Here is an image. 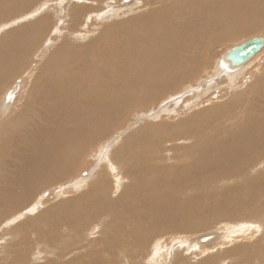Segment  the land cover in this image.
I'll return each mask as SVG.
<instances>
[{"label":"bare ground","instance_id":"obj_1","mask_svg":"<svg viewBox=\"0 0 264 264\" xmlns=\"http://www.w3.org/2000/svg\"><path fill=\"white\" fill-rule=\"evenodd\" d=\"M21 1L23 5H20L19 11L26 8L29 12L18 19L32 17L35 21L20 25V28L12 29L8 35L0 38L1 69L3 66H9L10 70L16 66H26L23 54L20 56L24 46V40L20 38L31 33L39 36L45 34L48 28L44 29L43 22L49 18H56L53 24L55 32L63 31L65 35L63 44L61 42L37 68L26 94L19 102L16 100L12 103H19L17 111L1 118L12 104H7L4 99L0 101V190H5L0 196V209L15 213L6 222L8 225L5 229L4 222L0 223V236L23 232L17 238L11 237L5 244H0V253L6 250L5 264H27L29 256L44 252L37 250L26 238L24 230L29 226L34 227L30 229V234H34L30 238L36 239L33 243L49 247L55 255L52 258L58 260H47L44 264H113L116 255L119 262L125 260L129 264H145L152 261L159 264L158 261L163 263L165 256H170L169 251L166 254L163 252L166 243L172 240L177 242L179 248L171 252L170 264H190L191 255L221 244V236L231 241L240 231L244 236L261 233L264 229V200L260 199L264 198V62L252 68L254 70L247 69L251 68L249 62L261 53L264 46L243 63L233 64L226 58L230 49L246 39L224 50L219 56V65L216 62L218 66L215 71L223 72L225 81L243 72L252 73L255 78L250 85L239 92H230V96L221 102L188 114L173 124L164 120L140 125L130 136L126 135L125 140L122 139V143L113 149V154L109 153V159L118 166L115 169L126 182L114 200V196H111L115 190L114 182L107 176L106 170L100 168L96 175L85 180L83 192L78 195L55 204L49 202L43 210L34 214L32 211L37 209L40 199L28 208L23 207V210H19V207L29 198L33 199V194L42 184L47 186L53 179L60 180L72 173L79 165L78 158L90 138L99 141L107 128H115L112 126L114 123H103L107 115L119 114L125 109L144 114L154 112L153 106L159 113L165 109L167 99L164 98H179L187 93L191 83L184 87L185 83L195 78L202 66L208 68L214 61L211 59L213 47L232 41L231 38L235 36L257 32L264 24V0H133L134 5L146 7L141 14L118 23L102 24L97 32L99 35L76 48L74 45L77 42L67 46L64 37L73 35L80 39V36H84L85 23L90 14L95 13L100 20L112 15L117 8H124L114 6V0L108 4L101 2L105 8L113 6L112 10L101 14L98 12L99 0H72L70 4H64L68 0H63V3L53 0L51 13L48 8V12L38 17L34 16L38 8L33 5L27 9L25 0H0V17L4 20L6 15L14 14L10 10L11 5L15 8L14 3L21 4ZM121 1L131 8V1ZM48 2L43 0L45 10ZM258 19L263 20L260 26L255 24ZM56 20H59V26ZM112 26L114 31L109 32ZM108 33H114V39L108 41ZM35 37L38 39V36ZM90 51L94 55L101 54L103 58L97 60L94 66L85 55ZM13 56H16V62H13ZM113 73L116 78L111 77ZM5 81L6 77L2 76L0 70V83ZM18 85L19 80L8 90L14 89V92L9 95L7 91L9 98L14 97ZM204 91L200 87L190 99L198 100L205 96ZM66 111L68 118L64 114ZM115 117L119 119L121 115ZM110 118L112 121L113 117ZM79 134L85 138H79ZM189 137H193V141L188 146L174 143V140L182 143ZM134 141L135 144L146 141L148 147L151 145L156 149L128 153L127 148ZM250 148L252 153L249 152ZM13 151L16 152L13 154ZM246 151L247 155L251 153V157L254 154L257 156L252 157L254 160L245 155L241 158ZM197 173L204 174L202 181L199 178L202 176L194 177ZM17 181L22 182L18 188L21 192L8 194L11 192L10 186ZM78 184L75 181L74 185H69L77 188ZM237 192L244 195L236 197ZM247 197L251 204L255 200L258 204H253L250 211L242 213V217L246 218L236 219V225L245 223L239 232L228 236L229 231L223 235L212 229L215 222L228 217L225 213L216 214L215 208L224 206L230 210L235 206V200L241 207H237L238 212L244 211L243 204L248 203L245 200ZM198 201L202 203L197 206ZM152 210L158 212L159 217L151 214ZM100 217L107 220L102 225L98 224ZM90 219L97 222L95 229L99 230V234L83 239L89 235L85 236L84 232L93 225ZM198 221L201 225L207 221L208 227L196 231L194 227ZM156 224L160 226L156 228ZM260 225L262 229H259ZM245 230L249 232H243ZM180 234L186 235L180 237ZM166 238V243H162V239ZM258 238H264L263 234ZM19 240L13 250L11 246ZM260 244L261 241L259 247L257 242L239 245L236 248H239L242 256L230 264H264V247ZM217 247L220 249L221 245ZM79 249V254L72 252ZM235 249L227 251L228 255L234 256ZM224 256L227 257V254L224 253ZM38 257L34 259L38 260ZM198 264H217V259L213 255L207 256Z\"/></svg>","mask_w":264,"mask_h":264},{"label":"rangeland","instance_id":"obj_2","mask_svg":"<svg viewBox=\"0 0 264 264\" xmlns=\"http://www.w3.org/2000/svg\"><path fill=\"white\" fill-rule=\"evenodd\" d=\"M54 1L53 0H49V2H48L49 4L48 5L49 6L52 5L54 3ZM58 1H60V2L62 1V3L64 2L63 0H58ZM120 1L121 0H114V4L113 5L114 6L115 5H118V7L121 6L124 9L123 10H120L118 8H117V10L114 9L116 11L112 15H108L106 17L107 19L104 18V19H100L99 20L98 17H96L95 13H92L90 15L88 14L89 17H88V20L85 23V28H86V30H89L90 33H87V31L84 29L85 30L84 36H82V37L80 36V39H79V37L77 39V37H74L73 35H69L68 37H64L65 43L66 42L68 43V44L66 43L67 46L69 44L71 45V43H76L77 42L76 45H74V47L76 48L79 45H82L84 43H87V42L89 43L93 39V36L95 37L96 35H99V33H97V32H98L99 29H101V27L104 24L105 25L111 24L112 22H115V21H117L116 23H118L120 20H123V19L129 20V19L134 18V17L138 16L139 14H141V12H143L144 9L146 8L143 5H136V4L134 5V1L133 0H129V1H131L132 5H133V7L131 5V8L130 7H127L126 5H123L122 4V1L121 2ZM139 1H141V0H139ZM35 2H37V1H34L32 3H30L29 0H27V1L25 0L24 1V4H26L28 6L27 9H29V7H31L33 5H35L34 8H38L37 9V12L35 13L34 16H38L39 17L40 15H42V13H44L45 11L48 12L49 10H50L49 13H51V9H53V6H52V8H51V6L50 7L48 6L47 9L45 10V8L43 6V0L40 1V2H37V3H35ZM71 2H72V0H68L67 3H64V4H70ZM101 2H103L104 4H108V3L112 2V0H109V1L108 0H99L100 5L98 6L99 8L98 7L97 8H98V12L100 11L101 14H105L108 11V9H111V10L113 9L112 8L113 6H107L105 8V5L102 6L101 5ZM19 3H16V5L14 3L15 8L12 7L13 4L10 7V10H12L14 12V14H12V15H6L5 18L3 16L4 20L0 17V19H1L0 20V28L3 29V30L0 29V38L2 36L4 37V36L8 35L9 32H11V31H13V30H15L17 28H20L22 25H28L27 22L29 24H32V22L35 21V19L33 20L32 17H31L32 19L30 17L29 18L28 17H25L23 19H18V18H22L24 15L28 14L26 12H29V10H26V8H23V10L19 11L21 9L20 7L23 5V1H21V4H19ZM28 3H30L31 5L29 6ZM139 3L141 4V2H139ZM11 8H13V9H11ZM48 8H49V10H48ZM40 9H41V11H40ZM206 10L208 11V8ZM209 10H212V9L210 8ZM36 14H38V15H36ZM26 18H28V19H26ZM55 19L56 18L53 17L51 20L49 18L50 21L47 19L49 21V23H47L48 21H44L43 22V26L45 25L44 26V29L48 28V30L46 29L44 31L45 34H43L42 36H39L36 33H34V34L31 33L29 35L26 34L25 36H23V37L20 38L22 41L24 40V42L22 44L24 46H22V50L20 51L21 52L20 56L23 54L22 55V58L25 61L26 66H24L23 68H20V67L18 68L16 66L15 68H12V70H10L11 68L9 66H6V67L3 66L2 69L0 67L2 76L4 78L6 77V81L4 83H2V84L0 83V101L1 102H3L2 101L3 99H4V101L7 104L8 103L9 104H12L13 102H16V100H17V102H19L20 99L22 98V96L24 94H26V92L29 90L30 84H31V79H33V76L36 74L35 72L37 71V68H39V66L41 64H43L45 57H47L49 54L53 53L54 50H55V48L58 45H60L61 42L63 44L62 39H63V36L65 35V33L63 31L61 33L60 32H55V27L53 26V24L55 22ZM20 20H22V21H20ZM11 21H14V22H11ZM30 21H32V22H30ZM56 21H57L56 24L59 26L60 25V23H58L59 20H56ZM51 22H52V24H51ZM261 22H263V20L262 19H258L255 24H257V25L260 26V25H262V24H259ZM2 24H3V26H2ZM50 24H51L52 27L50 26ZM61 27H62V23H61ZM52 28H54V29H52ZM58 28H60V27H58ZM111 31L112 32L114 31V27L113 26L109 30V32H111ZM46 32H47V34H46ZM101 33H102V31H101ZM212 33H215V32H212ZM34 35L35 36H38V39ZM113 36H114V33H108L107 40L109 41V39L111 40V38L114 39ZM251 36H263L264 37V24L262 26H260V28L257 30V32H253V33L247 34V35H238V36H235V37L231 38L232 41H229V42L224 43V44H219L218 46H215L216 48L213 47V52H214L215 55L213 54V57L211 58V59L214 60L212 62V64H211V66L208 67V68L207 67L205 68V67L202 66V68L197 72L198 75H196L195 78L188 80V82L185 83V85L183 84L184 87H186V86H189L190 83H191V85L189 86V88H187V93H184L179 98H177L176 96L170 97V98H164V100L167 99L166 100L167 103L166 104L164 103L165 104L164 105L165 106L164 111L162 110V112L159 111V113H158L157 110H156V106H153V107H155L154 108V112H151V111L144 112V110H142L144 112V114H142L141 112H140L141 113L140 114L136 110H130L128 112L127 109H125L123 112L122 111L121 112L119 111V114H118V112H116L115 115H111V116H108L107 115L106 118H105L106 121L105 122L103 121V123L105 125L106 124H110L111 125V123H114V124H112V126H114L115 128H111L109 130L107 128V132H106V130L104 131V136L102 138H99V141H97V140L93 141V138H90L91 141L89 140L84 145L86 147V149L81 152V154H80V156L78 158L79 165L77 164L75 166V168L72 170V173L69 176H67L66 178H63V179H60V180L59 179H53L54 181H52V183L51 182L48 183L47 186L45 184H42L41 185V188H39L33 194V199L32 198H29L22 206L19 207V210L20 209L23 210L22 209L23 207L24 208H28L31 204L37 203V202H39L41 200L39 202V205H38L37 209H34L32 211V213L34 214L36 212H39V211L43 210L44 209L43 207L45 205L50 204L49 202L55 204L54 202H60V200L61 201L66 200V199H68V197L70 198L72 195L75 196L76 194L77 195L80 194L81 192H83L84 184L86 182L85 180H89L90 177H91V175H94V174L96 175V173L98 172V169H100V168L105 169L106 172H107L106 173L107 176L110 177L111 178V181L114 182L113 183V188L115 190H114V192L111 195V196H114L113 197V200H114L117 197L118 192H120L122 186L126 182H125V179L121 176V174L115 169V167H118V166H116L112 162V160L109 159V156H110L109 153L113 154L112 153L113 149L116 146H119L122 143V141L125 140L124 138H127L128 136H130L132 134V132H134V130L137 127H139L140 125H143V124H146V123H148V124H154L155 123L156 124V123H159L160 121H164V120H165V122L167 121V122H170L171 124H173L174 121H177L180 118H184V117L186 118L187 116L191 115L192 113L196 112L197 110L199 111V110L205 109L207 107H210L211 105L218 103V101L221 102V100H223L224 98L230 96V92L231 93L239 92V91L243 90L244 88H246L248 86V84L250 85V83H252V81H253V78H255V75H253L252 73L251 74H248V72H243L240 75L234 76L233 77L234 79L233 78H230V81L229 80L225 81L224 76H223L224 73L223 72H220L219 70L218 71L217 70L215 71V69H216V66H218L219 65V62H220L219 56L224 52L225 49H228L231 46L235 45V43L237 44L238 42H240L242 40H245V39H247L248 37H251ZM20 52H18V53H20ZM93 53H94L93 51H90L88 54H85V55H88L89 61L92 63V66H94L95 62H98V61H100V60L103 59L101 57V54L96 53L95 54L96 56H95ZM125 56L128 57L127 55H125ZM13 57H15V58H13V62H16L17 61L16 56H13ZM17 57H18V55H17ZM97 57H99V58H97ZM125 59L127 60V58H125ZM216 62L218 63V65H217ZM263 62H264V49L261 51V53L257 57H255L253 60H251L249 62L250 65H251L250 66L251 68H249L247 70H250V69L251 70H254L252 68H255V66L256 67L257 66H261V64ZM11 65H14V64H11ZM6 70L7 71L10 70V71L7 72ZM46 72L48 73V71H46ZM228 72L231 73L232 71L229 70ZM210 76H212V77H210ZM111 77L112 78H116L117 76H116L115 73H113V74H111ZM232 79H233V81H232ZM18 80H19V85H18L17 90L14 93V97L13 98H9L8 97V94H7V91ZM192 81L195 82V83L192 84ZM222 82H224L225 84H223ZM218 83H220V84H218ZM183 85L181 86V88H183ZM207 86H208V88H207ZM200 87H201V89H203V91L205 90L204 91L205 96L200 97L198 100H195L193 98L190 99V96L192 94H195L194 92H197ZM191 90H193V92L192 93H189V91H191ZM207 91H208V93H206ZM180 94H182V92ZM16 96H17V98H16ZM135 97H136V94H135ZM18 98H19V100H18ZM192 99H193V101H192ZM14 104H12L10 106L11 108L8 107V111H6V113L4 115H2L1 118H5V116H9L10 114H14L17 111V106L19 105V103H14ZM177 108H178V111L176 110ZM66 112L64 114L68 118L69 117L68 116V112L67 113ZM64 114H62L61 117ZM154 114H155V116H154ZM120 115H121V117L119 119L117 117H115V116H118L119 117ZM159 115H161V116L159 117ZM110 117H113V120H112L113 122L110 121V119H112ZM237 117H240V115H237ZM114 118H117L116 121L114 120ZM37 119L39 120L40 118H37ZM109 121H110V123H109ZM179 130H181V129H179ZM183 134L184 135H187L185 133H183ZM79 135H80L79 138H85L81 134H79ZM126 135H128V136L126 137ZM76 138H77V136H76ZM131 141H133V140H131ZM185 141H186V143H184ZM185 141L181 143V141L174 140V143L177 142L176 143L177 146H180V145H182V146H188L189 144H191L190 142L193 141V137L192 138L189 137V139H187ZM164 144L165 143H163V145ZM164 147H166V146H164ZM146 149L147 150H154L156 148L152 147L151 145L148 147L146 141H142L140 143L137 142L136 144H135V141H134V142H132V146L130 148H127V152L128 153H141L142 151H144ZM98 150H100V151H98ZM250 151L252 153V149L251 148L249 149V152ZM15 152L16 151H13V154ZM250 154L247 155V151H246L245 153H243V156L241 158H243L244 155H245V157H251ZM102 155H104L105 157L102 156ZM179 156H181V155H179ZM253 156H257V154H254ZM252 157L250 158V160H254ZM97 162H98V164H97ZM95 168H97V169H95ZM247 168H250V167H247ZM197 176H202V177H199L200 178V181H202V178H203L204 174L201 173V175H200V173H197V175H195L194 177L196 178ZM79 177H80V179H78ZM85 178H87V179H85ZM119 178H121V179H119ZM78 180H81V181H78ZM115 180H117L118 183H116ZM75 181L78 182V183H80V185L78 184V187L77 188L73 187ZM70 183H73V185H69ZM115 185H116V187H114ZM20 186H22V182L17 181L15 183H13L10 186V188H9V190L11 192H8V194L15 195L17 193V191H19V193H20L21 191L18 189V188H20ZM11 187H13V188H11ZM61 188H63V189H61ZM60 189L62 191L59 192ZM162 189L164 190L163 185H162ZM4 191H5L4 189H1L0 190V196L3 195L2 192H4ZM42 193H47V195L43 196ZM242 194L243 193H241V192H237L236 197L241 198L244 195V194L243 195ZM240 195H242V196L240 197ZM234 196L235 195H232L231 197H234ZM260 199L261 200H264V198H260ZM245 200H247L248 203H244L243 204L245 206V208H244V211H241V212H238L237 207L238 208H241V207L238 206L239 205L238 203H235V200L233 201L234 204H235V206H232L230 208V210L227 207L225 208L224 206H218L217 207L218 209L215 208L214 210L216 211L215 212L216 214L225 213V214L228 215V217L227 218H224V219H221V221L219 220V221L215 222L214 225L211 226L212 229L216 230L217 232H219L220 234H223V235H225L229 231V233L227 234L228 236L230 234L239 232V228L244 227L245 226V223H239V224L236 225L235 222H237L238 219L246 218V217H242V213L250 211L254 207L253 204L255 206L258 204V202L256 200H255V203L256 204L255 203L251 204L250 203V200H249V197L245 198ZM200 203H202V202H199L198 201L196 203V205L198 206V204H200ZM221 204H226V203L221 202ZM0 205H1V203H0ZM199 206H201V205H199ZM5 208H7V207H5ZM201 208H205V206L202 205ZM16 210H17V208H16ZM1 212L2 211L0 209V213ZM239 213H241V214H239ZM2 214L3 215L0 217V223L1 222H4L3 226H4V229H5V227L8 225V223H6V222L9 221L10 218H12L15 215V213H9L7 210H5V211L2 212ZM151 214H153L154 216L157 217L159 213L158 212H154L152 210L151 211ZM263 217H264V214H263ZM100 219H101V217H100ZM230 219H231V221H230ZM22 220H23V217L19 219L20 222ZM91 220H95V219H90V221ZM190 220H192V218ZM203 220H201V221H203ZM104 221H107V220H102L101 219V222L102 223L99 222L98 224L102 225ZM91 223H93L92 226H94V227L91 226L90 227V230L88 229V230H86L84 232L85 236L87 234H89V235H87L83 239H86L87 237H90V235L91 236H94V237H97L98 236L99 230H96L95 229L96 225H98V224H95L97 222L91 221ZM142 223H143V221H142ZM248 223H259V222L258 221H248ZM142 225H144V223ZM159 226H160L159 224H156L155 225L156 228H158ZM148 227H149V225H148ZM204 227L205 228L208 227L207 221L204 222V225H201L200 224V221H198V222L195 223L194 229L196 231H201L200 229H202ZM0 228H2V227H0ZM27 228L28 229L24 230V232L26 234V238H28V240L32 242L31 245L32 246H35L37 248V250L44 251L42 253H38V254L34 255L33 257H30L29 256L28 257L27 264H32V263L33 264H44L47 260L58 261V260H55L56 257L55 258H52L55 255L53 254L52 250L49 247H47L46 245H41L40 246L41 243L40 244H37V245H36V243H33V242L36 241V239H33V240L31 239V238H33V235L34 234H30L31 233L30 229H32L34 227L33 226H29ZM260 228L262 229L261 225L259 226V229ZM232 229H234V230H232ZM252 229H253V227H252ZM230 230H232V231H230ZM241 232L242 231H240V234L238 233V236H237V234H235L234 238L233 239L231 238V241H228L226 238H222V236H221L220 237V241L221 240L223 241V242H221V244L220 243L219 244H216V245L210 244V245H213L214 247L213 248H209V249L207 248L203 252H200V253L197 252L196 254L191 255L190 256V259H189V263L190 264H198V263L201 262V260L202 261L204 260V257L211 256V255L215 256V258L217 259V264H230V263H235V262H237V257L240 258V256H242L241 255L242 253L240 252V250H238L239 248H236L239 245L242 246V245H246V244H252L254 242H257V245H258L259 244V241H261V244L260 245L264 247V238H261V239L258 238L260 234L261 235L263 234V236H264V229L261 230V233H259V232L253 233L254 231H252V233H253V235L251 234L252 236H249L248 234L244 236ZM243 232L246 233V232H249V231L248 230L247 231L245 230ZM20 233H23V232H20ZM20 233H18V234H9V233H7V234H5L2 237L3 239L0 236V238H1L0 239V244H5L6 241H8L9 238H11V237L14 238V239L17 238ZM185 235L186 234H180V237H184ZM173 236H177V235H172V237ZM256 236H258V237H256ZM167 237H169V236H167ZM166 240H167V238L166 239H162L161 242L162 243H164V242L166 243ZM20 241L21 240L15 241L11 247H13L15 244H18ZM219 245H221L220 249L217 247ZM258 247H259V245H258ZM176 248H179V246L177 245V242H175L174 240H172L171 242H167L166 243V249L164 250L163 253L166 254L167 251H169L168 252V256L169 255L171 256V252L173 250H175ZM12 249L13 250L16 249V246L13 247ZM180 249H182V248H180ZM217 249L218 250H221V251L217 252L218 251ZM232 249H235L234 250V252H235L234 256H230L227 253V251L232 250ZM223 250H224V252H223ZM72 252H75V253H78L79 254L81 252V249L74 250ZM183 252L184 251H182V254H183ZM5 253H6V250L2 254L0 253V264H5V259L7 257L5 255ZM219 253H221V254H219ZM224 253L227 254V257L224 256V258H223L222 256H223ZM170 256L169 257L165 256L166 257V260H164L163 263H160L162 261H158L159 264H167V261L170 264V262H171V257ZM183 256H186V254H184ZM37 257H38V260L37 259H34V258H37ZM64 257L66 259L67 255H65ZM48 258H50V259H48ZM169 258H170V261H169ZM57 259H59V258H57ZM118 259H119V256L116 255V259H114V261L112 263L113 264H116V263L117 264H129L125 260H123L122 262H119ZM115 261H116V263H115ZM191 261H192V263H191ZM151 263L153 264L152 261H146L145 262V264H151ZM156 264H158V263H156Z\"/></svg>","mask_w":264,"mask_h":264},{"label":"water","instance_id":"obj_3","mask_svg":"<svg viewBox=\"0 0 264 264\" xmlns=\"http://www.w3.org/2000/svg\"><path fill=\"white\" fill-rule=\"evenodd\" d=\"M264 46V37L255 36L247 38L245 41L240 44L234 46L230 49L226 58L231 61L233 64H239L247 61L249 58L253 57V55L259 51ZM14 92V89L8 91L9 95ZM8 95V96H9Z\"/></svg>","mask_w":264,"mask_h":264}]
</instances>
